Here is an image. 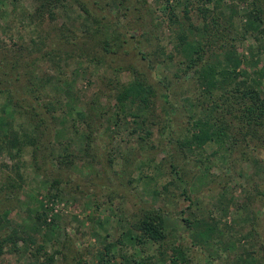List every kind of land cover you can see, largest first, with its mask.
Wrapping results in <instances>:
<instances>
[{
  "label": "trees",
  "instance_id": "obj_1",
  "mask_svg": "<svg viewBox=\"0 0 264 264\" xmlns=\"http://www.w3.org/2000/svg\"><path fill=\"white\" fill-rule=\"evenodd\" d=\"M147 1L34 0V6L28 8L21 4V0H9L15 13L19 8L12 23L20 20L23 35L18 33L16 45L19 52L16 55L0 53V99L9 100L15 111L9 126L11 129L0 134L1 143L7 146L11 142L10 134L17 131L11 143L15 149L14 158L21 157L25 149L30 150L35 161L33 168L43 176L51 177V186L57 192L61 191L63 181L69 183L68 171L78 160L91 158L94 163L101 162L100 152L107 149V145L101 146L99 142L100 139L104 141L105 125L118 127L126 124L132 129L133 137L137 135L142 167L147 160L148 165L155 164L151 158L152 151L157 148L158 131V146L165 147L167 152L163 165L170 168L171 174L180 175L181 183L188 186L197 169L201 168L209 171L220 166L221 171L225 169L230 174L235 167L243 175V165L256 158L259 144L264 145V95L248 71L249 61L237 48V42L246 40L248 34L235 29L234 19L240 17L236 0H231L229 12L223 8L226 0H155L167 16L157 17L159 26L156 29L160 27V34L167 25L166 28L173 32L168 46L160 35L154 38V31L147 26L149 21L141 22L148 15L145 13ZM238 1L249 3L242 17L264 27V0ZM66 2L78 6L92 26L79 30L63 24L46 30L43 25L47 19L52 24L57 19L56 8ZM193 14L197 17L195 20ZM261 38L264 39L262 32L257 40L261 41ZM170 46L172 49L167 52ZM173 62L181 75L166 77L168 80L151 77L158 65ZM51 69L55 73L51 74ZM125 72L130 74L127 81L122 78ZM74 73H83L86 77L96 75L100 87L86 103L85 110L82 108L85 111L83 116V111L76 107L70 113L71 119L61 122V113H65L66 108L64 95H61L66 94L64 85L72 82ZM192 86L193 93L190 92ZM187 92L192 94L191 108L181 100L188 96ZM102 99L109 101L108 104ZM66 126L72 127L77 136L81 134L85 146L77 150L75 136L60 142L55 140L58 127ZM208 144L216 146L210 154L205 148ZM58 147L60 151H57ZM40 151L41 160L38 159ZM174 151L184 157L187 152L194 154V168L190 170L187 163L180 162ZM234 155L236 160H232ZM130 159L131 156L120 162L124 174L132 167ZM108 161L113 167L115 158L110 157ZM155 168L162 173L159 165ZM18 177L23 181L24 174L18 172ZM155 180V175L139 178L148 187L151 184L158 186ZM17 181L10 177L0 187L2 197L18 196L22 183ZM173 184V180L163 184L158 191L163 206L141 207L133 217L131 228L136 235L129 237L137 250L142 252L157 245L163 256L162 249L175 238L176 234L168 224L169 211L164 209V206L173 205L170 196ZM182 195L191 202L190 205L196 204L188 189ZM42 208L36 212V220L45 227L53 226L56 218L48 222V211L43 205ZM195 218L183 216L194 244L211 248L215 241L218 242V228L207 220L202 223L197 215ZM18 237L16 231L0 235V258L11 243L14 247L9 249L10 252L24 253L16 248ZM22 240L23 249L29 251L35 246V252L30 253L37 262L43 255L45 259L41 264H57L54 255L46 248V240L39 243L32 235ZM113 246L109 243L100 252V263L107 264L116 258ZM169 254L172 264H194L189 249L181 243L175 244ZM121 257L124 264H144L142 257L136 258L127 251L122 252Z\"/></svg>",
  "mask_w": 264,
  "mask_h": 264
},
{
  "label": "rangeland",
  "instance_id": "obj_2",
  "mask_svg": "<svg viewBox=\"0 0 264 264\" xmlns=\"http://www.w3.org/2000/svg\"><path fill=\"white\" fill-rule=\"evenodd\" d=\"M147 3L145 13L148 15L144 20L138 21H149L147 26L154 31V38L160 35L163 43L168 46L173 34L171 29L166 28L167 25H165L160 30L162 31L160 34V27L156 29L159 26L157 17L160 15L162 18H167L166 13L158 7L159 5H156L155 0H148ZM230 3L231 0H226L223 5L227 12L230 11L228 7ZM21 4L32 8L34 0H21ZM236 4L239 5L240 17L234 19L235 29L239 33L248 34L246 40L237 42V48L239 53L249 61L248 71L264 95V39L257 40L261 32L264 33V27L256 21L242 17L249 3L241 4L236 0ZM151 10L156 11V15L154 12L151 13ZM56 11L57 19L52 24L47 19L43 25L46 30L50 26L63 24L79 30L92 26V22L83 15L79 7L71 5V2L59 5ZM13 12L14 8L9 0H0V53L8 56L19 52L16 45L19 40L18 33L21 32L23 35L20 20L12 23V17L18 15L19 8L16 13ZM195 14H193L194 20L197 18ZM24 36L28 39L27 35ZM171 49V46L168 47L167 52ZM258 60L260 63L256 64ZM50 72L53 74L55 70L51 69ZM177 73L181 75L182 72L175 62L162 63L151 73V77L168 80L166 77H173ZM122 78L127 81L130 79V74L125 72ZM71 80L72 82L64 85L66 94L61 95L62 97L64 95L66 104L65 113H61V122L66 118L70 120L72 116L70 113L76 107L80 111L82 108L85 110L86 103L92 100L100 87L96 75L86 77L83 73H74ZM194 91L192 86L190 92ZM190 92H187V97L181 99L188 108L193 106ZM102 102L108 104L109 101L102 99ZM84 110H82V116L85 113ZM13 113L15 111L10 106L9 100L0 99V134L11 129L9 126L12 124L10 122ZM60 127L55 139L57 142L75 136L77 137L76 149L79 150L85 146L81 134L78 136L74 134L72 127ZM79 128L83 131L82 125H79ZM131 132L132 129H129L126 124L118 127L105 125L102 133L105 136L104 141L100 139L99 142L101 146L107 145V149L100 152L101 162L97 160L94 163L91 158L78 160L76 165L68 171L69 183L67 180L63 181L59 192L52 188L51 177L47 178L33 168L35 161L30 150L25 149L21 157L14 158L15 149L11 147V143L17 131L10 134L11 142L5 147L1 143L0 136V187L10 177L19 180L17 181L19 183L21 180L18 172L24 174L21 181L22 188L17 197L5 199L0 192V235L6 236L16 231L19 236L16 248L24 253L10 252L9 249L14 247L11 243L10 247L9 245L5 247L0 264L36 263L37 260L30 253L35 252V246L29 251L23 249L25 245L22 239L29 235H32L39 243L46 240V248L51 255H54L57 264H102L99 262L100 252L104 251L109 243L114 244L112 251L116 258L107 264H124L121 253L126 251L135 255L136 258L142 257L144 264H172L169 253L177 243L189 249L194 264H264V145L259 144V150L255 153L256 158H252L249 163L243 165V175L235 167L230 174L225 169L221 171L220 166H215L209 171L201 168V170L197 169L194 179L190 178L191 183L188 186L181 183L180 175L171 174L170 168L163 165L167 152L164 151L165 147L158 146L160 140L158 131H156L155 139L157 148L152 151L151 158L155 160V164L148 165L147 160V164L143 167L139 164L142 156L137 135L133 137ZM242 146L244 150L243 143ZM205 148L210 154L216 146L208 144ZM57 151H60L59 147ZM245 151L248 150L245 149ZM174 155L180 162L187 163L190 170L194 168L196 156L191 152H187L184 157L174 151ZM130 156L132 167L128 169L127 174H124L120 169L122 168L120 162ZM110 157L115 158L113 167L108 161ZM38 159L41 160V151ZM236 159L237 156L234 155L232 160ZM156 165H159L162 173L155 168ZM64 175L67 176L65 173ZM142 175H155L158 186L154 184L146 186L145 181L143 183L139 181ZM172 180L174 184L170 187V196L173 205L164 206V209L169 211V228L176 236L162 249L163 256L160 255L157 245L141 252L134 247V242L129 237L136 235L131 228L132 219L141 207L163 206L158 191L163 184ZM185 189L189 190L195 205H190L191 202L182 195ZM42 205L48 211V222L56 218V223L51 227H45L36 220V212L43 209ZM189 206L193 207L189 208ZM181 210H184V213H181ZM182 215L184 218L194 220L197 215L202 223L207 220L209 224L217 227L218 242L215 241L211 248L207 245H195ZM44 259L45 256L40 255L37 263L41 264Z\"/></svg>",
  "mask_w": 264,
  "mask_h": 264
}]
</instances>
